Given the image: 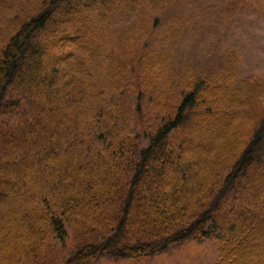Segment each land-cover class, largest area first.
<instances>
[{
    "label": "trees",
    "instance_id": "trees-1",
    "mask_svg": "<svg viewBox=\"0 0 264 264\" xmlns=\"http://www.w3.org/2000/svg\"><path fill=\"white\" fill-rule=\"evenodd\" d=\"M181 1L22 2L0 50V264L141 260L207 240L215 264H264V83L170 75L182 31L149 42ZM209 1L225 18L242 3Z\"/></svg>",
    "mask_w": 264,
    "mask_h": 264
},
{
    "label": "rangeland",
    "instance_id": "rangeland-1",
    "mask_svg": "<svg viewBox=\"0 0 264 264\" xmlns=\"http://www.w3.org/2000/svg\"><path fill=\"white\" fill-rule=\"evenodd\" d=\"M25 0H0V50L14 32L21 15V5ZM241 9L230 18L218 12L221 2L209 0H182L170 8L166 18H161L159 26L150 37V46L155 49L167 48L169 36L174 29L182 34L178 44L172 49L169 73L195 75L236 74L235 79L247 77L264 83V0H242ZM243 6V7H242ZM127 13L110 16V22L118 28H129L130 24L143 29L139 20L133 22ZM148 109L149 102L143 101ZM155 113V112H154ZM151 113L150 116H153ZM14 120L13 116L6 117ZM65 246L53 242L57 251L64 255L70 252L71 244ZM30 247L29 244H25ZM220 245L214 240L203 243L184 242L170 247L163 253L141 260H116L103 257L96 264H215L218 261Z\"/></svg>",
    "mask_w": 264,
    "mask_h": 264
}]
</instances>
